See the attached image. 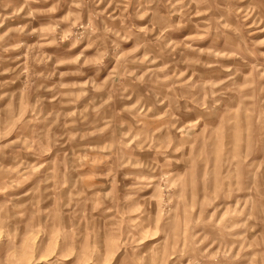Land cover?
Returning a JSON list of instances; mask_svg holds the SVG:
<instances>
[{
	"label": "rangeland",
	"instance_id": "1",
	"mask_svg": "<svg viewBox=\"0 0 264 264\" xmlns=\"http://www.w3.org/2000/svg\"><path fill=\"white\" fill-rule=\"evenodd\" d=\"M0 264H264V0H0Z\"/></svg>",
	"mask_w": 264,
	"mask_h": 264
}]
</instances>
